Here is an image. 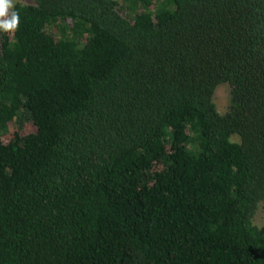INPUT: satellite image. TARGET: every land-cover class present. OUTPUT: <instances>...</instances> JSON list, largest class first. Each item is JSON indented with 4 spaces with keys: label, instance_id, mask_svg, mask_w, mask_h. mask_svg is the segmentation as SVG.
Instances as JSON below:
<instances>
[{
    "label": "trees",
    "instance_id": "16d2710c",
    "mask_svg": "<svg viewBox=\"0 0 264 264\" xmlns=\"http://www.w3.org/2000/svg\"><path fill=\"white\" fill-rule=\"evenodd\" d=\"M12 12L19 26L0 31V264H264V0ZM26 118L35 130L22 134Z\"/></svg>",
    "mask_w": 264,
    "mask_h": 264
},
{
    "label": "rangeland",
    "instance_id": "374dc122",
    "mask_svg": "<svg viewBox=\"0 0 264 264\" xmlns=\"http://www.w3.org/2000/svg\"><path fill=\"white\" fill-rule=\"evenodd\" d=\"M16 2L30 3L33 2V0H11V7L9 11ZM121 9H122L121 13L127 16L128 15L127 12L122 7ZM230 88L231 87L228 83H222L217 87L215 94L213 96V100L216 103L217 109L221 114H225L228 112L229 102H230V90H231ZM19 127L22 134H26L35 130V126L33 122L27 118L26 120L24 119L22 122H19ZM11 137H12V131H10V133L8 131L2 136L4 141H9ZM239 138L240 136L238 134H234L232 136V139L234 140H238ZM254 221L256 224L260 226L264 225V201L260 203L259 208L255 214Z\"/></svg>",
    "mask_w": 264,
    "mask_h": 264
},
{
    "label": "clouds",
    "instance_id": "9594fccd",
    "mask_svg": "<svg viewBox=\"0 0 264 264\" xmlns=\"http://www.w3.org/2000/svg\"><path fill=\"white\" fill-rule=\"evenodd\" d=\"M11 0H0V31L15 30L19 26V15L12 12L9 15Z\"/></svg>",
    "mask_w": 264,
    "mask_h": 264
}]
</instances>
